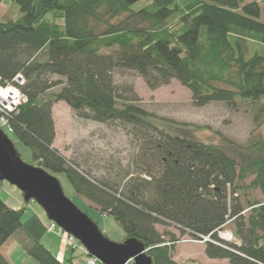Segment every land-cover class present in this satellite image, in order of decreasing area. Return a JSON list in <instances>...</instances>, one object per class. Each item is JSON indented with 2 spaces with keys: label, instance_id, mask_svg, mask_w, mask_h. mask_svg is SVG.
Returning <instances> with one entry per match:
<instances>
[{
  "label": "trees",
  "instance_id": "obj_1",
  "mask_svg": "<svg viewBox=\"0 0 264 264\" xmlns=\"http://www.w3.org/2000/svg\"><path fill=\"white\" fill-rule=\"evenodd\" d=\"M137 1L15 0L21 14L0 19V83L17 85L21 75L26 100L8 115L4 131L30 150L33 164L63 174L77 195L111 215L125 238L141 239L153 264H179L173 259L178 238L156 224L203 240L209 258L264 264V202L254 194L264 195V137L246 145L225 137L204 141L196 125L145 109L133 85L113 77L115 69H132L150 89L176 79L195 106L253 102L257 121L264 114L259 0H150L135 8ZM60 100L81 118L142 130L151 162L120 184L67 161L52 146V105ZM24 211L0 198V248L20 231L21 247L38 264H73L42 243L51 220L44 223L37 213L22 220ZM230 221L238 243L219 236ZM0 264L13 263L0 254Z\"/></svg>",
  "mask_w": 264,
  "mask_h": 264
},
{
  "label": "rangeland",
  "instance_id": "obj_2",
  "mask_svg": "<svg viewBox=\"0 0 264 264\" xmlns=\"http://www.w3.org/2000/svg\"><path fill=\"white\" fill-rule=\"evenodd\" d=\"M149 1L138 0L134 7L139 8ZM259 4L262 8L261 19L264 20V0H259ZM20 14L21 11L15 0H0V19H12ZM47 16L51 18V13ZM113 77L119 85L132 84L140 98L138 103L145 109L179 122L196 125L194 133L204 141L221 143L222 138L225 137L246 145L253 137H264V114L257 121L253 120L255 114L253 102L237 101L235 107H229L221 101L195 106L190 90L176 79H171L169 83L156 89H150L144 79L132 69H115ZM52 118L55 129L52 146L67 161H76L89 170L92 177L122 184L127 181L128 176L137 177L141 167L151 162L150 148L142 139L144 133L140 129L118 121L100 123L81 118L63 100L52 105ZM11 138L13 142L16 140L13 135ZM15 146L22 159L33 164L30 150L19 141H16ZM127 172L131 175L126 177ZM55 176L59 179L65 194L79 208L89 211L92 219L108 238L116 242L125 238L124 230L111 215L100 213L92 207V202L77 195L63 174L57 173ZM251 178H247L246 182H249ZM254 194L257 199L264 202V195L259 190H255ZM0 198L13 207H25L22 220L37 213L43 217L45 223L49 224L43 208L35 201L25 202L18 188L7 181L0 185ZM156 228L160 232L167 228L175 233L178 239L174 244L173 259H177L175 261L179 264H230L226 258L207 257L204 253L203 240L194 239L187 233L182 235L173 224L167 227L156 224ZM233 228V222L230 221L221 229V234L227 231L233 232ZM18 233L20 231L1 246L0 254L12 250L16 244L15 238L19 236ZM61 237L46 230L41 241L58 256L60 240L63 239ZM235 241L239 242L238 239ZM16 252L17 255L12 259L9 254L3 256H7L13 264H38L23 248ZM69 257L71 254L67 251L65 260ZM72 262L87 264V257L79 250H74Z\"/></svg>",
  "mask_w": 264,
  "mask_h": 264
},
{
  "label": "water",
  "instance_id": "obj_3",
  "mask_svg": "<svg viewBox=\"0 0 264 264\" xmlns=\"http://www.w3.org/2000/svg\"><path fill=\"white\" fill-rule=\"evenodd\" d=\"M0 181L16 186L25 202L35 201L47 218L73 235L89 255L103 264H153L145 243L134 236L116 242L64 192L59 179L45 168L25 162L14 142L0 127Z\"/></svg>",
  "mask_w": 264,
  "mask_h": 264
},
{
  "label": "built area",
  "instance_id": "obj_4",
  "mask_svg": "<svg viewBox=\"0 0 264 264\" xmlns=\"http://www.w3.org/2000/svg\"><path fill=\"white\" fill-rule=\"evenodd\" d=\"M14 81L17 83H0V127L3 129H9L8 127V115L15 111L20 103L26 100V96L20 89V85L23 84L24 79L21 75H17L14 78ZM48 229L51 231L57 230L59 234H62L60 229H57V226L54 222H51L48 226ZM219 236L224 241L233 240L234 236L231 231H227L221 234V230L219 231ZM63 237L65 243L72 247H79L80 249H84V247L79 243H76V239L74 236L70 234L63 233ZM88 264H102L97 258L93 256L87 257Z\"/></svg>",
  "mask_w": 264,
  "mask_h": 264
},
{
  "label": "crops",
  "instance_id": "obj_5",
  "mask_svg": "<svg viewBox=\"0 0 264 264\" xmlns=\"http://www.w3.org/2000/svg\"><path fill=\"white\" fill-rule=\"evenodd\" d=\"M38 216H39V214H37ZM40 217V219L44 222V220H43V217H41V216H39ZM45 223V222H44ZM15 236V235H14ZM18 236V235H17ZM61 236V235H60ZM62 238V237H61ZM16 240V244L14 245V247L12 248V250L10 251V252H8V253H3L2 255H7V254H9L10 255V257H11V259L14 257L15 258V255H17L16 253V251H19V250H21L22 249V247H21V245H20V243H21V241H22V236L21 235H19L17 238H15ZM7 242V241H6ZM5 242V243H6ZM60 247L58 248V257L60 258V259H62V260H64L65 259V254H66V252L68 251L70 254H71V257H72V254H73V252L74 251H72V250H70L69 248H67L66 246H65V244H64V241H63V239L62 240H60ZM80 252H82V251H80ZM84 254V253H83ZM185 256H187V255H185ZM188 256H189V253H188ZM191 256V255H190ZM6 257V259H8L7 258V256H5ZM180 258V257H179ZM9 260V259H8ZM174 260H177V259H174ZM11 263H13L12 262V260H9ZM73 264H74V262H73Z\"/></svg>",
  "mask_w": 264,
  "mask_h": 264
}]
</instances>
